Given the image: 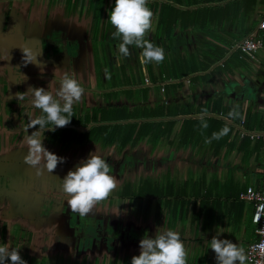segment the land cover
I'll use <instances>...</instances> for the list:
<instances>
[{"label":"crops","instance_id":"crops-1","mask_svg":"<svg viewBox=\"0 0 264 264\" xmlns=\"http://www.w3.org/2000/svg\"><path fill=\"white\" fill-rule=\"evenodd\" d=\"M114 3L0 0V243L19 248L27 264H131L143 236L172 229L186 246L187 264H216L209 245L217 233L243 249L254 239L251 204L239 200L237 194L249 185L259 186L264 178V152L258 142L240 138L237 131L240 120L246 130L264 129V50L247 56L226 48L264 19V5L256 6L243 24L217 31L229 43L223 46L225 53L219 62L194 73L198 79L192 80L190 75L168 80L161 66L172 50L162 36L155 38L156 15L153 30L145 38L164 49V59L144 64L139 48L129 46L128 57L118 51L120 40L113 38L115 28L107 19ZM257 10L262 14L255 18ZM251 20L255 24L249 30ZM257 33L264 36V29ZM203 38L222 46L192 31L193 42L186 44L187 51L198 53ZM25 42L36 53L43 46L38 56L42 69L22 64L19 45ZM231 56L225 70L215 68ZM72 70L85 88L81 101L73 107L81 119L91 109L107 105L131 107L144 100L151 106L173 100L176 105L195 107L207 98L218 97L228 115L202 113L192 117L220 118L232 128L227 140L233 144L219 149L208 142L173 145L170 141L180 115L174 117L167 140L153 143L145 137L121 149L87 141L50 143L43 134L44 146L64 162L53 173L43 171L37 176L23 160L27 151L24 137L35 129L29 133L23 129L40 110L30 106L27 96L17 100L16 93L26 91L29 85L51 91V80ZM144 88L142 97L140 90ZM237 108L241 117L235 121ZM245 113L249 128L244 125ZM245 138L248 144L240 147ZM93 151L112 166L117 188L81 217L64 201L53 176L62 179Z\"/></svg>","mask_w":264,"mask_h":264},{"label":"trees","instance_id":"trees-1","mask_svg":"<svg viewBox=\"0 0 264 264\" xmlns=\"http://www.w3.org/2000/svg\"><path fill=\"white\" fill-rule=\"evenodd\" d=\"M258 5H264V0H164L159 4L148 3V7L156 15L155 38L162 36L161 40L167 42L172 50V55L165 65L161 66V72L168 80L190 75L192 80L198 79L200 76L194 73H202L219 62L225 53L223 46L229 43L219 36L217 31L226 32L227 28L235 26V23L243 24ZM254 24L255 22L251 20L249 30ZM192 31H196L202 37L211 38L222 46L203 38L202 41L199 40L200 48L196 50L198 53L187 51L186 44H191ZM198 55L200 59L197 58ZM231 58L232 56L215 68L225 70ZM140 94L144 97L146 89H141ZM143 101H137L131 107L126 105L95 107L85 113L82 119L74 114L71 123L66 127L57 128L54 132L45 130L44 134L50 143L87 141L104 146L114 145L115 148L121 149L126 144H135L145 137L153 143L159 139L167 140L176 122L174 117L180 115L174 139L170 141L173 145L193 146L208 142L212 144L213 149H219L222 145L231 147L233 144V141L227 140L232 128L220 118L205 115L192 117L194 114L202 113L228 115L218 97L207 98L195 107L176 105L173 100L166 104L154 103L151 106ZM233 115V119L238 121L241 117L240 109L237 108ZM247 116L245 113L244 125L249 128ZM87 127V130H78ZM225 128L228 131L221 134ZM247 144L248 140L245 138L240 147Z\"/></svg>","mask_w":264,"mask_h":264},{"label":"clouds","instance_id":"clouds-1","mask_svg":"<svg viewBox=\"0 0 264 264\" xmlns=\"http://www.w3.org/2000/svg\"><path fill=\"white\" fill-rule=\"evenodd\" d=\"M153 12L148 7V0H115L108 14V21L115 28L112 33L114 39H119V53L128 57L129 46L141 50L142 63H159L164 59V49L146 39V35L153 30ZM22 53L21 61L24 66L35 64L42 67L38 56L42 53L33 51L25 42L19 45ZM7 59V57H4ZM24 80L27 79L26 75ZM58 84V87H57ZM52 90L44 87L29 85L26 91L17 92V100L25 96L33 109H39L40 115H35L28 120L23 131L35 129L24 137L26 154L24 162L35 170L37 176L43 171L53 173L64 158L49 151L43 144L45 130L54 132L57 128L66 127L74 116L73 107L78 104L85 88L76 78V72H61L51 80ZM227 128L222 130L225 134ZM112 166L106 158L96 151L80 160L74 170L58 179L53 176L60 188L64 201L71 211L81 217L88 215L94 207L108 199L117 188V177L112 174ZM217 233L210 239L209 248L215 254L216 264H246L248 260L245 250L227 238H220ZM19 248L9 243H0V264H27L21 257ZM264 253V247H261ZM188 252L180 234L172 229L155 232L152 236H143L139 241V254L131 257V264H187Z\"/></svg>","mask_w":264,"mask_h":264},{"label":"built area","instance_id":"built-area-1","mask_svg":"<svg viewBox=\"0 0 264 264\" xmlns=\"http://www.w3.org/2000/svg\"><path fill=\"white\" fill-rule=\"evenodd\" d=\"M264 29V19H261L255 29L233 41L226 49L231 52H239L247 56H253L259 50H264V36L257 33ZM163 88L160 86V91ZM238 136L246 137L250 142H258L259 148L264 152V129L246 130L243 128V120L238 123ZM241 201L251 204L250 222L253 225L254 239L246 244L244 250L248 257L246 264H264V178L258 187L247 186L237 194Z\"/></svg>","mask_w":264,"mask_h":264},{"label":"rangeland","instance_id":"rangeland-1","mask_svg":"<svg viewBox=\"0 0 264 264\" xmlns=\"http://www.w3.org/2000/svg\"><path fill=\"white\" fill-rule=\"evenodd\" d=\"M256 12H257V14L255 15V18L261 17V14H262L261 10H257ZM262 115L264 116V111H263Z\"/></svg>","mask_w":264,"mask_h":264},{"label":"water","instance_id":"water-1","mask_svg":"<svg viewBox=\"0 0 264 264\" xmlns=\"http://www.w3.org/2000/svg\"><path fill=\"white\" fill-rule=\"evenodd\" d=\"M75 128V127H74ZM76 129H78V128H76ZM87 129V128H86ZM86 129H78V130H86Z\"/></svg>","mask_w":264,"mask_h":264}]
</instances>
